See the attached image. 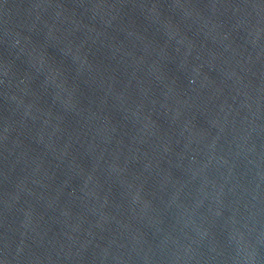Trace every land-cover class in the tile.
Masks as SVG:
<instances>
[{"label":"water","instance_id":"95a60500","mask_svg":"<svg viewBox=\"0 0 264 264\" xmlns=\"http://www.w3.org/2000/svg\"><path fill=\"white\" fill-rule=\"evenodd\" d=\"M0 264H264V0H0Z\"/></svg>","mask_w":264,"mask_h":264}]
</instances>
